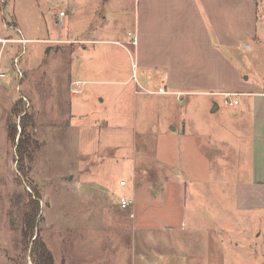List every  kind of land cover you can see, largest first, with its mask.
I'll return each mask as SVG.
<instances>
[{
  "label": "rangeland",
  "instance_id": "obj_1",
  "mask_svg": "<svg viewBox=\"0 0 264 264\" xmlns=\"http://www.w3.org/2000/svg\"><path fill=\"white\" fill-rule=\"evenodd\" d=\"M65 4L0 0V264H32L30 246H21L20 205L34 191L36 229L53 264H132L139 250L153 254L155 245L186 253L178 264H264V212L237 210L234 192L254 150L244 133L257 98L250 93H264L262 23L247 49H220L233 63L224 88H203L202 98H160L137 84L130 23L108 16L110 5L96 9L106 22L100 15L87 22L81 11L58 20ZM92 29L102 40L127 38V54L109 43L86 53L111 51L123 66L122 83L85 84L93 92L74 98L80 44L65 39ZM92 55L85 58L104 63L102 53ZM223 92L239 105L228 106ZM23 116L31 157L21 166ZM170 126L173 137L157 134ZM121 198H132L133 207L122 208Z\"/></svg>",
  "mask_w": 264,
  "mask_h": 264
},
{
  "label": "crops",
  "instance_id": "obj_2",
  "mask_svg": "<svg viewBox=\"0 0 264 264\" xmlns=\"http://www.w3.org/2000/svg\"><path fill=\"white\" fill-rule=\"evenodd\" d=\"M65 1L67 9L64 17L68 16V19L81 11L80 14L86 16L87 22H91L97 15H100L102 22H106L107 15L99 14L96 9L98 6L110 5L108 16L119 17L124 25L130 23V31L137 36L134 48L137 84L147 90V93H154L160 98L167 94V97L175 98H193V95L202 98L203 92L199 91L203 88H224L226 74L233 70V63L230 61L232 59L227 60L220 49H247L249 42L258 39L259 22L262 23L264 32V0ZM93 1L95 6L90 5ZM93 29L65 39L73 44H80L73 53L74 68L80 77L76 80H81L84 85L122 83L123 66L111 55V51L100 52L98 48L94 51L92 49L89 55L86 53L88 47L109 43L122 54H127V38L122 34H112L113 41L102 40L100 32ZM118 42L126 43L122 47ZM97 51L99 55H104V63L100 66L92 61V57L85 58L94 56L92 53ZM160 90H164L166 94L160 93ZM82 92L91 93L93 89L82 87ZM250 94L257 98L251 101L252 122H249L250 129L244 133L247 135L248 145H252L254 150L251 157L249 152L248 164L251 166L247 179L236 183L235 201L239 211L264 212V93L261 91ZM260 100L261 103L257 106V101ZM238 105L239 103L235 106ZM216 108L217 105L213 110ZM170 127L171 129H163L157 134L173 137L177 129ZM145 243L137 241L138 246L154 248ZM156 247L155 245L153 254L139 250L132 264H165L167 261L178 264L179 258L186 256V253H178L174 245L170 251H164L165 247H161L160 252H157ZM201 247L200 254L203 256L204 246Z\"/></svg>",
  "mask_w": 264,
  "mask_h": 264
},
{
  "label": "trees",
  "instance_id": "obj_3",
  "mask_svg": "<svg viewBox=\"0 0 264 264\" xmlns=\"http://www.w3.org/2000/svg\"><path fill=\"white\" fill-rule=\"evenodd\" d=\"M27 117L23 116L20 121V132L16 145V154L18 163L22 166L25 159H30V144L31 137L27 133L26 123ZM9 137L14 142L17 136L15 125L8 128ZM39 195L36 191L28 196L27 202H24L20 214V239L21 246L26 249L30 246L32 264H53V257L50 251L46 248L38 230L36 229L37 217L39 214ZM20 202H18L19 204Z\"/></svg>",
  "mask_w": 264,
  "mask_h": 264
},
{
  "label": "built area",
  "instance_id": "obj_4",
  "mask_svg": "<svg viewBox=\"0 0 264 264\" xmlns=\"http://www.w3.org/2000/svg\"><path fill=\"white\" fill-rule=\"evenodd\" d=\"M65 13L63 11H59L58 12V16L57 19L59 20V18L64 17ZM129 36H131L130 33H128ZM19 42H24V40H20ZM118 44V43H117ZM129 44L131 46H136L137 44V38L135 36L132 37L131 41L129 42ZM120 45V44H118ZM120 46L123 47V44H121ZM73 88L71 89V93L73 97H78L82 94V87L84 86L83 82L80 81H74L72 83ZM160 93H164L162 90H160ZM224 97V102L228 105V106H235L237 105V101L236 100H230V97L235 96V94H231V93H222L221 94ZM121 186H124L125 183L123 181L119 182ZM120 205L122 208H132L134 205V200L131 199H126V198H121L120 199ZM131 217H133V214L131 215Z\"/></svg>",
  "mask_w": 264,
  "mask_h": 264
},
{
  "label": "water",
  "instance_id": "obj_5",
  "mask_svg": "<svg viewBox=\"0 0 264 264\" xmlns=\"http://www.w3.org/2000/svg\"><path fill=\"white\" fill-rule=\"evenodd\" d=\"M215 108V107H214Z\"/></svg>",
  "mask_w": 264,
  "mask_h": 264
}]
</instances>
